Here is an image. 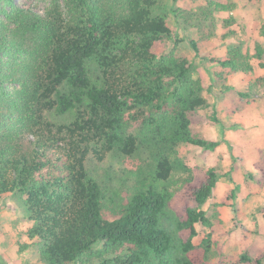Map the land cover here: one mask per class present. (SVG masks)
<instances>
[{"label": "trees", "instance_id": "16d2710c", "mask_svg": "<svg viewBox=\"0 0 264 264\" xmlns=\"http://www.w3.org/2000/svg\"><path fill=\"white\" fill-rule=\"evenodd\" d=\"M48 1L41 14L0 0V209L14 198L44 264H201L193 239L211 225L202 207L219 174L187 154L215 151L221 142L196 127L220 121L205 112L208 73L180 55L170 15L206 34L231 5L204 0L186 16L179 0ZM252 59L264 60L263 45L212 62L248 73ZM127 158L137 170H116ZM179 172L187 189L177 211L169 186ZM201 248L209 259L211 235ZM240 262L264 264V254Z\"/></svg>", "mask_w": 264, "mask_h": 264}, {"label": "rangeland", "instance_id": "374dc122", "mask_svg": "<svg viewBox=\"0 0 264 264\" xmlns=\"http://www.w3.org/2000/svg\"><path fill=\"white\" fill-rule=\"evenodd\" d=\"M17 5L30 8L41 14L50 8L48 0H15ZM231 5L232 12L215 13L217 27L205 28L201 34L198 25H181L170 15V25L178 45L180 55L195 63L197 68L208 73L205 97L208 101L207 116L216 111L220 123L196 127V133L211 141H220L215 151H204L191 147L187 160L203 170L217 169L219 180L211 198L202 207L211 221L210 227L197 225V235L193 239L196 250L193 258L201 264H245L240 262L244 254L257 258L264 254V64L252 59V71L248 73L224 69L212 60L227 56L237 46L245 53L253 55L258 44L264 46V37L259 29L264 18V0H215ZM170 2L169 7L172 8ZM206 6L204 0H179V7L186 16L200 12ZM226 21H231L230 28ZM208 33V34H207ZM199 45L197 53L191 43ZM171 42L169 50L173 49ZM223 73L221 79L214 76ZM226 87L232 90L226 91ZM248 95L249 98L241 96ZM116 170H137L138 159H117ZM187 175L183 172L171 177L169 188L174 191L172 206L175 210L184 207L182 184ZM30 221L20 210L12 196H8L0 209V258L5 264H44L34 244L37 240L28 238ZM184 241L189 232L183 231ZM211 235L213 252L204 258L201 248L203 240ZM25 249L24 251H21Z\"/></svg>", "mask_w": 264, "mask_h": 264}]
</instances>
